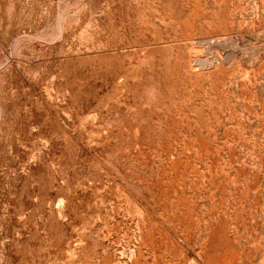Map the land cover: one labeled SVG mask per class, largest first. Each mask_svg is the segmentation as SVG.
I'll return each mask as SVG.
<instances>
[{
  "label": "rangeland",
  "instance_id": "374dc122",
  "mask_svg": "<svg viewBox=\"0 0 264 264\" xmlns=\"http://www.w3.org/2000/svg\"><path fill=\"white\" fill-rule=\"evenodd\" d=\"M0 264H264V0H0Z\"/></svg>",
  "mask_w": 264,
  "mask_h": 264
}]
</instances>
